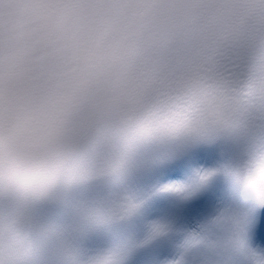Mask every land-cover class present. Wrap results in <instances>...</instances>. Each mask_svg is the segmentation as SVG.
<instances>
[{"label":"clouds","instance_id":"9594fccd","mask_svg":"<svg viewBox=\"0 0 264 264\" xmlns=\"http://www.w3.org/2000/svg\"><path fill=\"white\" fill-rule=\"evenodd\" d=\"M67 2L28 0L0 66V201L8 204L0 210V232L20 234L23 264L35 251L34 232L54 245L56 264H126L137 244L133 238L91 253L76 243L86 225L133 212L137 203L123 187L110 203H70L72 219L64 224L38 222L32 206L64 202L73 186L93 176L124 185L137 170L157 162L138 154L141 145H183L246 130L240 115L229 114L232 129L211 126L207 96H180L174 107L161 108L153 106L147 90L132 95L130 88L157 67H216L234 53L264 51V16L246 7L259 0H179L227 7L168 13L130 6L112 13L128 22L84 26ZM8 7L4 0L3 8ZM157 16L166 22H154ZM54 113L62 119L61 136L45 150L41 135ZM248 161L225 172L254 185L264 200V149ZM211 174L201 173L200 180ZM170 190L188 194L182 186ZM220 219L235 223L230 216ZM160 230L153 226V233ZM254 264H264V256L255 257Z\"/></svg>","mask_w":264,"mask_h":264},{"label":"snow or ice","instance_id":"6c2138e0","mask_svg":"<svg viewBox=\"0 0 264 264\" xmlns=\"http://www.w3.org/2000/svg\"><path fill=\"white\" fill-rule=\"evenodd\" d=\"M122 7L153 8L160 12L179 13L199 7L223 8L227 5H194L179 0H163L158 4H122ZM264 16V0L246 5ZM147 90L154 107H174L180 96L209 97L207 118L211 126L232 129L229 114L240 115L247 128L244 131L258 136L264 149V51L252 54L234 53L216 67L197 63L157 67L130 88V94ZM215 93L216 95H213ZM62 119L53 114L42 131L45 150L55 147L61 136ZM233 132L240 131L232 129ZM248 160L242 164L247 165ZM96 178L95 176L91 179ZM20 234L8 230L0 232V264H23L20 256Z\"/></svg>","mask_w":264,"mask_h":264}]
</instances>
